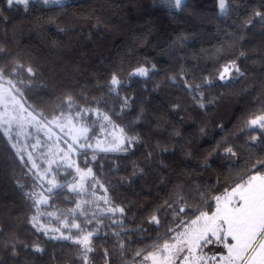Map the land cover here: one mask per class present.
I'll list each match as a JSON object with an SVG mask.
<instances>
[{
	"label": "trees",
	"instance_id": "1",
	"mask_svg": "<svg viewBox=\"0 0 264 264\" xmlns=\"http://www.w3.org/2000/svg\"><path fill=\"white\" fill-rule=\"evenodd\" d=\"M184 3L187 7L178 10L166 0L30 1L25 9L0 0V68L9 72L24 66L19 75L6 78L24 80L17 85L27 105L47 119L61 111L98 109L128 138H136L127 151L79 155L80 166L93 168L111 204L124 208L123 214L91 209L81 218V227L94 231L89 264L140 262L155 250L158 237L174 236L169 228L195 218L197 189L207 194L214 210L212 197L262 156L249 138L259 129L245 123L264 104V25L255 17L264 12V0H226L225 12L219 0ZM249 19L254 24L246 26ZM231 61L244 75L218 80ZM28 67L34 75L24 71ZM140 67L151 71L133 75ZM114 74L120 85H110ZM69 95L75 101L71 110L64 103ZM16 153L0 128L3 264H84L79 245L50 239L29 222L37 208L35 196L25 193H35L37 183ZM74 197L66 187L58 188L47 207L71 208ZM184 205L191 206L188 215L179 212ZM153 215L159 225L149 223ZM13 243L19 253L15 258ZM36 245L44 251H33Z\"/></svg>",
	"mask_w": 264,
	"mask_h": 264
},
{
	"label": "snow or ice",
	"instance_id": "2",
	"mask_svg": "<svg viewBox=\"0 0 264 264\" xmlns=\"http://www.w3.org/2000/svg\"><path fill=\"white\" fill-rule=\"evenodd\" d=\"M39 2V0H36ZM63 0H43L44 4H61ZM7 6L9 8L13 6H24L27 9L29 0H6ZM166 3L175 9L182 10L187 5L184 3V0H166ZM219 8L221 12L227 10L226 0H219ZM255 17L259 18L261 25H264V12L257 11L255 12ZM254 19H249L246 21L247 25H253ZM4 49L0 48V52H3ZM245 55L241 52V56ZM23 65H18L16 68H13L12 71L6 72L4 68H0V81H4L7 84V87L4 84L0 83V105L4 107V112L0 114V119H2L4 128V135L8 137L9 142L11 143L12 136L10 135L13 126H17L23 130V122L28 120L29 124H33L36 127L37 132L42 131L47 127V125L55 123L60 131L64 133V136L68 139L64 140V143L67 145L66 150L63 151V160H69L73 152L83 150V154L86 155L87 148L92 147L89 143L91 136L90 132L94 136V130L89 126L81 123L83 121V114H87L92 111L89 108H81L74 115L69 112L65 116L64 112L61 111L59 116H53L52 121H48L44 117L43 113L33 114L29 112L28 116L25 117L22 115L23 112H27V109L23 107L20 99L18 97H23V92L21 88L17 87V83L24 85V80L19 79L16 83L12 79H5L6 76L10 77L13 74L19 75L18 69H23ZM235 70V73L238 76H243L244 73L241 72L239 66L233 61L230 65H226L223 68V71L220 73L219 78L224 80L226 76L231 75V70ZM27 73L34 75V71L31 67L24 69ZM148 74L147 69L139 68L133 75L146 76ZM208 82V81H206ZM121 81L114 74L111 78L110 85H120ZM199 88V85L196 86ZM65 105L69 110L73 108L75 103L72 96H67L64 101ZM127 104V100H125ZM19 105V107H17ZM201 107L204 105L201 104ZM258 114L254 115L252 118H249L245 126L249 129L256 130L259 129L257 135L249 134V138L254 145H257L260 149L262 156L256 158L251 163V167L245 169L242 174H239L237 179L224 190L223 193L219 195H214L212 201H214V210L212 209L211 202L207 198V194L204 192L199 193L200 200L199 206L195 207L192 215L195 218H189L185 221L180 220L178 227L182 228V231L176 232L175 236L164 239V237H158V241L152 247L155 248V251H150L148 255L144 256V260H151L152 264H176L178 259H183L188 262V264H264V104L257 109ZM14 113V114H10ZM98 115L103 116L104 121L111 123V120L108 115L98 113ZM30 117V119H29ZM63 120L64 123H60ZM103 128L104 126L101 125ZM65 128L67 131L65 132ZM120 136L115 137L119 143H114L110 148H103L102 151H127L128 149L123 147L125 140L127 139L128 143H131L132 140L136 139L135 137L126 138L124 136V129H120ZM51 132V128H48V131L45 135H48ZM49 138H51L49 136ZM63 139V137H61ZM257 142H259L257 144ZM39 143V139H37ZM99 141H97V147H99ZM13 148H16V144H11ZM226 151L231 155H236L231 148H227ZM18 156L23 160L19 149H17ZM28 159L32 161L31 153L28 154ZM95 159V156H93ZM50 167L46 171L51 170V164L55 161H50ZM74 162L69 161L68 167H72ZM32 167L36 168L37 165L35 161H32ZM86 170H81L79 166L76 167V172L80 174V181H84L88 176L92 174V169L85 165ZM95 180V177H93ZM52 187L48 188L49 195H52L55 188H63L65 185L57 184L55 179L49 181ZM98 183V181H97ZM81 188L82 184L79 185ZM23 188V185H19ZM71 191H77V187L74 185L68 186ZM103 187V185H101ZM107 191V189H105ZM35 193H25L27 197L35 196ZM108 203V198L101 197ZM183 199V197H181ZM48 197L41 196L33 200V206L47 204ZM167 203V202H165ZM80 206L77 205V208ZM171 207V205H169ZM188 209H191L190 205H184L180 207L179 212H184L188 215ZM208 209V210H205ZM70 213L73 214V218L69 220L67 217L64 218L63 225L65 228H74L77 232L74 235H65L63 232H60V229H52L53 232H60L59 236L53 235L50 236V239L53 240H72L74 244L80 246L79 258L83 260L84 264H89V253L94 251V246L92 243L94 233L92 231H86L81 227L80 223L76 222L75 212L76 209H70ZM110 212H120L124 213V208L114 207L109 209ZM44 213L39 211L37 208V214L33 215L30 219L32 226L38 231L43 232L45 235H48V229L39 223V218ZM47 215L52 216L55 213H47ZM81 215L83 213L81 212ZM178 215V213H177ZM90 220L85 221V223H90ZM149 223L160 224V220L156 215H153ZM175 229L169 228L168 232H174ZM119 235V233H117ZM165 233V237H167ZM214 238V239H213ZM164 239L162 245L159 244V240ZM171 241V242H169ZM22 243V242H21ZM214 243L221 251L217 254H214L211 257L205 258V255L198 254L197 250L202 252L203 248L208 244ZM24 248H28L29 245L24 244ZM123 247V245H121ZM33 251L42 253L43 248L38 245L33 247ZM187 251V255L181 257V253ZM11 255L13 258L17 257L19 253L16 250V244L13 243L11 246ZM105 255L107 251L105 250ZM136 256H141L142 251H137ZM0 264H3V259L0 258ZM14 264H19L18 260L14 261Z\"/></svg>",
	"mask_w": 264,
	"mask_h": 264
},
{
	"label": "rangeland",
	"instance_id": "3",
	"mask_svg": "<svg viewBox=\"0 0 264 264\" xmlns=\"http://www.w3.org/2000/svg\"><path fill=\"white\" fill-rule=\"evenodd\" d=\"M232 62L233 61L225 64L224 66L230 65ZM224 66L221 68L218 74L217 77L218 80L228 81L238 76L235 73V70L233 69L231 70V75H228L224 80H221L219 78V75L223 71ZM140 68L147 69L148 74L151 71L150 67H140ZM136 71L137 70H135L133 73H135ZM0 83L4 84V86L7 87V84L4 81H0ZM18 99H20L23 107L27 109V112L22 113V115L27 117L28 113L33 112V110L27 105V102L25 101L24 97L22 98L18 97ZM17 107H19V105H17ZM3 112H4V107L0 105V114H2ZM71 113L74 115L76 112H71ZM98 113L106 114L105 112H102L98 109H92V111L87 114L82 113L84 119L83 121H81V123L92 128L95 133V135L93 136L92 133L90 132L89 135L91 136V139L89 140V143L92 145V147L87 148L86 151L89 150L102 151L101 149L103 148H110L113 146L114 143H119V141L116 140L115 137L120 136L119 130L121 129V127L115 124L108 114L106 115L109 116L111 123H109L108 121H104L103 116L98 115ZM10 114H14V113H10ZM33 114L35 115L36 113L33 112ZM64 114L65 116H67L69 114V111L65 112ZM47 120L52 121V119H47ZM60 123H64V121L61 120ZM101 125H103L104 127L102 128ZM0 128L3 131L4 125L2 119H0ZM48 128H51V132L48 135H45V133L48 131ZM66 131L67 128H65V132ZM10 135L12 136V140L10 144L13 143L16 144L17 147L14 148L15 151L17 152V149H19L21 155L23 156V161H26L29 164L30 171L34 174L36 178L37 190L35 191L36 194L35 199L41 196L48 197L47 204L37 205L36 208H39V211L41 213H44L43 215L40 216L39 223L48 229L49 236H53V235L59 236L60 232H63L65 235H74L77 232L76 229L71 228L69 230L70 226L69 228H65L63 225V221L65 217H67L69 220L73 218V214L70 213L69 211L70 209H76L75 219L76 222L80 224L82 223L81 218L83 217V215L88 216V213L91 211V209H93L94 211L98 209L101 214L113 213L110 212L109 209L114 208L115 206H113L110 202L108 193L107 191H105L106 187L99 182L97 183L96 178L95 180H93V177L95 176L92 167H89L92 169V174L88 176L84 181H80V174L76 172V167L79 166L81 170H86L85 167L80 166V162H79V155L83 153V150L73 152L69 160L62 159L63 151L61 150L67 149V145L64 143V140L68 139V137L64 136V133L60 131V128H58L55 123L49 124L47 125V127H45V129H43L40 132H37L36 127L33 124H29L28 120H25L23 122V130L21 131L19 127L14 125ZM49 136L51 138H49ZM124 136L128 138L125 132H124ZM61 137H63V139H61ZM37 139H39V143H37ZM97 141L100 142L99 147H97ZM128 144L129 143L127 142L126 139L123 147L127 148ZM29 153H31L32 155V161H35L37 165L36 168L32 167V161L28 159ZM50 161H55V163L51 164L50 171H46L50 167V163H49ZM69 161L74 162L72 167H68ZM68 173H71L72 176L67 177ZM52 179H55V182L57 184L65 185L66 189H68L72 194H74L75 196L74 198L76 199V202L71 208H64L62 206L51 207V208L47 207V205L51 203L50 201L52 198V195H49L47 191L48 188L52 187V185L49 183V181ZM80 184L83 185L82 188L79 186ZM69 185L76 186L77 191L75 192L71 191L70 188L68 187ZM101 185H103V187H101ZM56 189L58 188H55L54 190ZM105 196L108 198L109 201L108 203H105V201L101 199V197H105ZM77 205H79L80 207L77 208ZM50 212L55 213V215L52 216L47 215V213ZM81 212L83 213V215H81ZM57 228L60 229V232L51 231L52 229H57ZM182 230H183L182 228L177 227L174 236L176 235V232ZM92 232L94 233V231ZM208 245L209 246L206 247L207 250L211 246H213L214 243ZM213 247L215 250L214 252H216L217 250L219 251V247L217 246H213ZM184 254L187 255V251H185L183 255L181 253V257H183ZM181 261H182L181 259H178L176 264H181ZM136 264H152V262L150 259L144 260L143 257V259ZM182 264H188V262L183 260Z\"/></svg>",
	"mask_w": 264,
	"mask_h": 264
},
{
	"label": "crops",
	"instance_id": "4",
	"mask_svg": "<svg viewBox=\"0 0 264 264\" xmlns=\"http://www.w3.org/2000/svg\"><path fill=\"white\" fill-rule=\"evenodd\" d=\"M30 1H36V0H29V2ZM39 1H42L43 2V0H39ZM214 239V238H213ZM207 246H209V245H207ZM206 246V247H207ZM213 246H216L215 244L213 245ZM213 246H211L208 250H207V248L206 247H204L203 248V250H202V252H200V250H197L198 251V254H203V255H205V258L207 259V257H211V256H213L214 254H217V253H219L220 251H221V249L219 248V251L217 250L216 252H214L215 250H214V247ZM213 247V248H212ZM211 249H212V251H211ZM186 254V253H185ZM185 254H184V256H185ZM182 255H183V253H182ZM181 264H182V262H183V259L181 258ZM185 261V260H184ZM209 264H211V262L209 261Z\"/></svg>",
	"mask_w": 264,
	"mask_h": 264
}]
</instances>
